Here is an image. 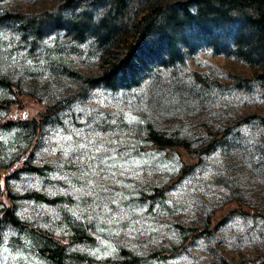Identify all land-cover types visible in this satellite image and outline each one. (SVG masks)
Listing matches in <instances>:
<instances>
[{
    "label": "rangeland",
    "instance_id": "1",
    "mask_svg": "<svg viewBox=\"0 0 264 264\" xmlns=\"http://www.w3.org/2000/svg\"><path fill=\"white\" fill-rule=\"evenodd\" d=\"M55 8L0 0V79L10 87L0 86L10 104L0 121L14 113L40 123L31 135L20 122L0 128L1 199L97 264H128L123 251L133 264H264V90L253 68L191 39L165 64L142 53L138 77L122 88L93 87L88 79L122 49L95 42L88 24L69 34L61 25L70 14L54 24ZM32 15L36 29L24 27ZM150 127L188 143L190 157L151 146ZM34 192L57 202L26 197ZM38 238L4 225L0 264H53Z\"/></svg>",
    "mask_w": 264,
    "mask_h": 264
},
{
    "label": "trees",
    "instance_id": "2",
    "mask_svg": "<svg viewBox=\"0 0 264 264\" xmlns=\"http://www.w3.org/2000/svg\"><path fill=\"white\" fill-rule=\"evenodd\" d=\"M52 1L56 3L53 12L55 17L52 18L54 24H59L66 10L70 16L63 18L64 24L61 26L69 34L82 36L88 24L95 42L106 49H122V54L110 61L99 76L88 79L93 87L103 86L112 90L122 88L138 77L139 69L136 73L134 62L140 59L142 53L151 56L147 64H165L166 59L179 54V44L188 47L191 39H200L214 53L252 67L254 78L264 90V0ZM40 23L35 15L24 16V27L36 29ZM141 68L145 70L146 66L142 64ZM242 80L247 82L248 79ZM0 86L10 88L4 79H0ZM9 107V101L0 103V109L8 110ZM14 115L0 121V128L10 129L13 124L20 122L26 129H30L31 135L40 127V123L34 124L35 121L15 120ZM147 134L151 146L156 149H176L181 152V156L190 157L192 149L185 141L157 133L151 127ZM224 134H219L202 150H212ZM28 169L35 173L41 172V168L35 166H29ZM2 195L3 191H0V240L4 225L28 229L39 237L36 246L41 255L53 264H97L96 260L84 253L68 252V243L37 233L23 224L15 213V204L4 202ZM26 197L47 204L57 202L55 198H47L36 192ZM78 237L83 240L85 234L81 233ZM123 254L128 264L138 260L128 251H123Z\"/></svg>",
    "mask_w": 264,
    "mask_h": 264
},
{
    "label": "snow or ice",
    "instance_id": "3",
    "mask_svg": "<svg viewBox=\"0 0 264 264\" xmlns=\"http://www.w3.org/2000/svg\"><path fill=\"white\" fill-rule=\"evenodd\" d=\"M127 119H128V122H129L130 124H132V123H139V121H137V119H136L135 116L127 115ZM112 123L115 124L116 121L113 120ZM77 134L79 135L80 133L77 132ZM66 139H67V140H72V137H71V136H68V137H66ZM91 143H92V141L89 140V144H91ZM88 146H89V145H86V144H80V145H79V147L82 148V149H83V148H87ZM96 151L99 152V151H101V149H100V148H97ZM101 162L103 163L104 161L102 160ZM4 185H5V181L0 180V188L4 187Z\"/></svg>",
    "mask_w": 264,
    "mask_h": 264
}]
</instances>
